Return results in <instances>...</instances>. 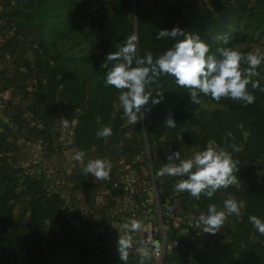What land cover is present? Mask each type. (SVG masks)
<instances>
[{
  "label": "rangeland",
  "instance_id": "1",
  "mask_svg": "<svg viewBox=\"0 0 264 264\" xmlns=\"http://www.w3.org/2000/svg\"><path fill=\"white\" fill-rule=\"evenodd\" d=\"M137 6L149 47L172 41L157 39L161 27H179L198 34L213 53L231 47L264 54V0H137ZM158 13L168 18L165 24L153 16ZM117 14L118 22L138 30L125 0H0V214L9 217L12 245L29 230L45 241L38 259L47 264H138L130 253L121 262L117 252L136 208L129 197L145 204L153 216L148 225L159 228L164 243L156 186L172 197L182 193L175 184L184 177H161L159 169L179 163L168 160L176 152L189 159L212 146L237 161V183L211 198L190 196L177 215L179 248L166 245L161 264H198L218 251L229 264H264L244 246L251 240L264 250V235L249 221L264 220V64L251 78L260 87L248 86L252 104L202 93L193 102L173 77L162 76L151 86L161 103L149 104L146 119L129 124L103 67L115 52L108 30ZM167 119L176 126L168 128ZM104 127L112 134L102 138L97 133ZM81 151L83 162L75 159ZM98 158L111 163L107 179L82 171ZM229 196L240 203L239 216L228 215L216 234L195 227L209 204L222 210ZM56 231L61 242L51 238ZM12 259L0 250L3 263Z\"/></svg>",
  "mask_w": 264,
  "mask_h": 264
},
{
  "label": "clouds",
  "instance_id": "2",
  "mask_svg": "<svg viewBox=\"0 0 264 264\" xmlns=\"http://www.w3.org/2000/svg\"><path fill=\"white\" fill-rule=\"evenodd\" d=\"M157 39L172 40L173 45L164 53L154 58L148 52L143 58H137L138 36L130 35L127 40L117 46L115 52L106 55L103 67L108 69L105 84L119 91L118 101L122 116L129 124H137L146 119L151 111L149 104L155 106L161 99L153 97L152 85L162 76H171L181 89H187L193 102H198V93L211 96L216 101L221 98H231L242 101L245 105L255 102V96L248 90L260 87L259 81L252 77L259 75L257 69L264 64V54L252 51L242 54L240 51L227 47L217 53L198 34H186L179 27L158 32ZM135 63V66H133ZM245 63L246 68H241ZM264 91V89H261ZM67 126L68 120H62ZM168 128H174L176 121L167 119ZM243 127V126H241ZM112 134L110 127L99 130V137ZM238 151V149H236ZM84 152H77L75 159L83 162ZM178 160L179 163H168L161 166L158 175L161 177H184L175 184L177 192H188L199 199L201 194L208 198L214 193L237 183V161L230 152L209 146L196 152L192 158L181 159L176 152L168 160ZM84 174L96 179H107L111 171V163L107 159L89 160L83 167ZM240 203L229 196L223 202V209L218 210L215 204H209L206 213H201L195 221V227L207 234H216L228 215H240ZM254 229L264 235V220L257 216L249 217ZM140 227L132 222L131 230ZM131 247V236H121L117 240V252L121 262L128 260V249ZM141 264L145 258L150 259L147 247L141 248Z\"/></svg>",
  "mask_w": 264,
  "mask_h": 264
},
{
  "label": "trees",
  "instance_id": "3",
  "mask_svg": "<svg viewBox=\"0 0 264 264\" xmlns=\"http://www.w3.org/2000/svg\"><path fill=\"white\" fill-rule=\"evenodd\" d=\"M125 3H126V6H128L130 8V10L132 9L133 12H136V17L138 20L139 27H138V30L135 31V28L133 27V25H130L129 27H127L125 24L121 23L120 21L118 22L117 19L120 16V14H117L114 21L110 24L109 30H108V36H109L110 40L112 41V44L114 45L115 51L117 50V46L122 45L127 40V38L132 34H136L138 36V44H137L138 48H137V50L139 52L140 58H143L144 56H146V54L148 52H151L155 58L156 56L164 53L167 49H169L173 45L174 41H171V42L168 41L169 43L166 46L153 45V46L149 47L147 45L148 39L146 37V31H145L144 27L140 26V24H142V22H140L138 19L139 10H138V6H137V0H125ZM153 16L156 19H158L162 25L168 21L167 17H162V13H158V14L153 15ZM147 26L149 28L151 27V25H149V24H147ZM222 26L223 25L220 23L218 27L221 28ZM187 28H193V25L188 24ZM160 30H163L162 27H161V29H159V31ZM156 189L158 192V199H159L160 204H161V209H162L161 211H163L164 206L171 200V198L173 196L171 197L169 193H167L166 195H162L161 190L159 189L158 185L156 186ZM190 196L191 195L189 193H187V198L184 201V206L187 203L186 201L188 199H190ZM162 216H163L162 217L163 219H166L164 214H162ZM8 218L6 215L0 214V250H4L5 254L8 251H10L13 255V259L7 260L5 263H3L0 260V264H47V263H49L48 259L44 260V261H40L38 259L39 258L38 254L40 252H42V248H43L45 241L41 242L38 239V233H36V232H32L29 230L23 232L19 237L16 238L18 240L12 245L13 241H10V237L8 236V234L6 232L7 228H8V223H9ZM246 219H248V216H245V220ZM193 227H188L189 231ZM180 231H181L180 228L171 227L169 229V231L167 232L168 238L171 240L177 239L178 238L177 236L179 235ZM57 232L58 231H56L55 233L51 232L50 235H53L51 238L57 242H61L62 237H60L59 234H57ZM178 244H179V241H178ZM261 245H262V243L256 242V241H251V240L245 241V243H244L245 248L248 250H251V252H253L254 256L259 254V256L257 258L258 261H261V259H264V250H262ZM178 248H179V245L175 249H178ZM218 252L219 253L214 255V258L212 255H209L210 259L206 258L203 262L201 259H199L198 264H229L230 261H229V259H227L226 252H221V251H218ZM32 256H33V258H31ZM72 256L75 259L80 260V257H78L77 253H74ZM106 262H107V260H105V263ZM106 264H109V263H106ZM138 264H140V263H138Z\"/></svg>",
  "mask_w": 264,
  "mask_h": 264
},
{
  "label": "built area",
  "instance_id": "4",
  "mask_svg": "<svg viewBox=\"0 0 264 264\" xmlns=\"http://www.w3.org/2000/svg\"><path fill=\"white\" fill-rule=\"evenodd\" d=\"M186 198L187 193L182 192L181 194L173 196L164 206L162 214L165 215L166 219L162 218L160 229L163 231L164 243H161L158 238L159 228L153 226L152 223L144 228L141 227L145 204L141 201H136L135 197L132 195L129 197V199L135 203L136 208L133 210L132 215H130V228L127 236H131V247L128 249V252L136 262L141 264V248L147 247L150 252V259L145 258L144 264H161L165 256L166 245L174 249L178 247L179 244L177 239H169L167 232L171 227L176 228V224L179 220L177 215L182 211L181 209ZM133 221L140 225L136 230H131Z\"/></svg>",
  "mask_w": 264,
  "mask_h": 264
},
{
  "label": "crops",
  "instance_id": "5",
  "mask_svg": "<svg viewBox=\"0 0 264 264\" xmlns=\"http://www.w3.org/2000/svg\"><path fill=\"white\" fill-rule=\"evenodd\" d=\"M149 197H150V195L147 192H145L144 199L148 200ZM154 199L157 200V197L155 196ZM206 212H207V210L202 211V213H206ZM152 220H153V216L151 215L150 211L144 210L143 211V221L141 223V226L146 227L148 225V222H150V221L152 222ZM176 228H179L177 224H176Z\"/></svg>",
  "mask_w": 264,
  "mask_h": 264
}]
</instances>
